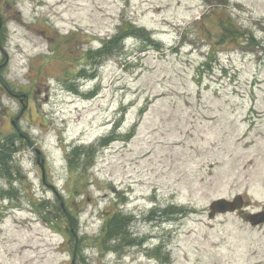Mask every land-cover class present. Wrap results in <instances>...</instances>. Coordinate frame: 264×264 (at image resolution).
Returning a JSON list of instances; mask_svg holds the SVG:
<instances>
[{
	"label": "rangeland",
	"instance_id": "rangeland-1",
	"mask_svg": "<svg viewBox=\"0 0 264 264\" xmlns=\"http://www.w3.org/2000/svg\"><path fill=\"white\" fill-rule=\"evenodd\" d=\"M7 1L0 264H264V52L230 36L264 44V0ZM115 212L134 244L96 248Z\"/></svg>",
	"mask_w": 264,
	"mask_h": 264
},
{
	"label": "trees",
	"instance_id": "trees-1",
	"mask_svg": "<svg viewBox=\"0 0 264 264\" xmlns=\"http://www.w3.org/2000/svg\"><path fill=\"white\" fill-rule=\"evenodd\" d=\"M223 25H225L224 23H222ZM132 31L139 33H142L143 30L137 29L134 26H132L130 28ZM231 33V39L232 42H240L239 40H241V38H244V42L246 43L247 46L250 45H257L259 47V49L261 50V52H264V44H259L257 42H255L253 35H246L245 32L243 31H239L236 28H234V30ZM126 35V34H125ZM123 35V36H125ZM121 35L119 36H114V39H112L110 42H106V46H108V49L111 48V46L113 45L114 42L121 40V38H124ZM224 37L221 38L220 42L223 43ZM105 51L104 49L100 50V52ZM132 135H130V133L128 134V136L126 138H130ZM111 138V137H109ZM113 139H108L107 141L104 142V144H100L101 148H105L104 146H106L108 143H110V141ZM11 142L10 141V137H7L6 139L0 140V173H4L7 175L8 177V183H10L9 189L7 191H0V206L2 201L5 199H9L11 197H13L16 193L14 192L15 189L13 188V178L16 175V173L11 171V147L8 145V143ZM112 142V141H111ZM83 149V148H82ZM94 151L91 152V155L94 156V154L96 153V149H93ZM72 157H77V159L80 156H84L83 151L81 150V148H76V151L72 152ZM78 155V156H77ZM17 172V171H16ZM18 173V172H17ZM13 195V196H12ZM42 203V202H41ZM167 209V208H164ZM43 210L45 211V209L43 208ZM46 211H47V207H46ZM43 212V211H42ZM40 212V213H42ZM153 212H161L158 209H153ZM44 214V212H43ZM49 215L48 212H45V214L42 216L43 218H46V216ZM71 218H73L71 215H69ZM68 216V217H69ZM57 217V216H56ZM1 219V217H0ZM104 224H103V228L100 231V235L98 237V241H96V248H100V249H105L107 251L112 250L114 252L120 251L123 247H127V246H131V244H134L133 241L130 239H128V232L126 231L127 227L130 224L129 219L122 214L121 212H115L113 214H109L105 219H104ZM67 229V228H66ZM70 229V228H69ZM128 239V240H127ZM83 240V239H82ZM74 242V240L72 241Z\"/></svg>",
	"mask_w": 264,
	"mask_h": 264
},
{
	"label": "water",
	"instance_id": "water-1",
	"mask_svg": "<svg viewBox=\"0 0 264 264\" xmlns=\"http://www.w3.org/2000/svg\"><path fill=\"white\" fill-rule=\"evenodd\" d=\"M37 154L39 155L38 151ZM39 168L42 171V176H44L41 164H39ZM242 204L243 198L241 195H237L231 201L227 199H216L209 205L208 218L213 220L216 215H227V213H235L237 210L243 211ZM245 219L253 227L260 226V224H264V211H259L256 214H248Z\"/></svg>",
	"mask_w": 264,
	"mask_h": 264
},
{
	"label": "flooded vegetation",
	"instance_id": "flooded-vegetation-1",
	"mask_svg": "<svg viewBox=\"0 0 264 264\" xmlns=\"http://www.w3.org/2000/svg\"><path fill=\"white\" fill-rule=\"evenodd\" d=\"M9 1L7 0H0V15H1V9L4 7L5 4H8ZM1 25H2V21H1V18H0V28H1ZM247 202L244 203V205L246 204ZM264 209V208H263ZM239 212V211H238ZM249 213V212H248ZM248 213H246L248 215Z\"/></svg>",
	"mask_w": 264,
	"mask_h": 264
}]
</instances>
